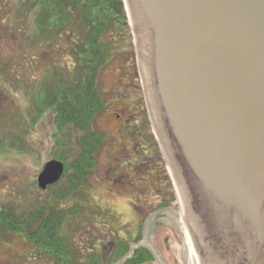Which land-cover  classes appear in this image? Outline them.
Returning <instances> with one entry per match:
<instances>
[{
    "label": "water",
    "instance_id": "water-1",
    "mask_svg": "<svg viewBox=\"0 0 264 264\" xmlns=\"http://www.w3.org/2000/svg\"><path fill=\"white\" fill-rule=\"evenodd\" d=\"M152 133L179 198L198 264H264V0H122ZM64 175L46 163L45 191ZM174 227L155 211L149 236Z\"/></svg>",
    "mask_w": 264,
    "mask_h": 264
},
{
    "label": "rangeland",
    "instance_id": "rangeland-1",
    "mask_svg": "<svg viewBox=\"0 0 264 264\" xmlns=\"http://www.w3.org/2000/svg\"><path fill=\"white\" fill-rule=\"evenodd\" d=\"M27 1L0 0V207L14 206L17 214L37 211L51 199L53 193L41 191L36 179L43 166L56 161L62 151L55 146V140L67 139L64 135L55 137L51 110L38 116L35 94L49 70L54 78L70 83L79 80L84 71L68 56L69 48L83 30L75 28L72 36L61 34L51 41L54 47H47L46 41L33 43L36 11L27 7ZM127 24L128 29L121 30L123 35L117 37V46L111 48L113 54L98 76L99 91L107 108L95 118L94 127L105 135L107 144L83 190L90 204L62 225L63 236L86 264L88 257L100 250L103 262L122 264L111 263L114 250L107 251V243L117 239L131 241L140 235L137 236L139 225L142 236L137 246L130 243V251L140 247L151 254L145 247L144 226L155 211L174 212L191 241L170 178L171 190L166 188L167 171L147 115L128 18ZM114 29L120 32L119 28ZM80 134H71L72 152L77 149ZM13 138L17 149L11 148ZM137 162H142L138 169L134 167ZM66 186L62 183L59 188L65 191ZM172 191L175 201L170 196ZM74 202L66 200L61 208ZM91 215L98 219L89 220ZM149 236L166 264H186L182 239L174 227L161 224ZM187 247L191 259L188 241ZM192 248L196 256L193 245ZM35 253L20 233L0 231V264H56Z\"/></svg>",
    "mask_w": 264,
    "mask_h": 264
},
{
    "label": "trees",
    "instance_id": "trees-1",
    "mask_svg": "<svg viewBox=\"0 0 264 264\" xmlns=\"http://www.w3.org/2000/svg\"><path fill=\"white\" fill-rule=\"evenodd\" d=\"M26 5L36 11L33 27L35 44L46 41L47 47H54L51 41L60 38L61 34L72 36L75 28L83 30V35L78 36L69 48L68 56L78 69L84 71L79 80L70 83L61 77L54 78L49 70L47 79L45 76L39 86L34 98L38 116L51 110L55 137H67L55 140V146L62 149L55 159L64 165V175L57 184L45 190L53 195L37 211L17 214L14 206L0 207V231L4 234L20 233L36 250L38 255H35L49 262L86 264L76 255L72 243L63 236L62 225L90 204L83 190L98 166L99 153L107 144L105 135L94 127L95 118L107 108V102L99 91L98 76L113 54L111 48L117 46V37H122L121 30L128 29L125 7L122 0H28ZM114 28H119L120 32ZM73 131L81 134L76 140L77 149L72 152L70 138ZM13 141L14 138L11 148L17 149ZM159 157L166 167L162 157ZM141 164L137 162L134 167L138 169ZM166 176V188L171 190L167 172ZM62 183L67 184L65 191L59 188ZM170 196L175 201L173 191ZM66 200L75 202L70 207L61 208ZM97 219L98 216L89 217L91 221ZM137 236L130 238L129 242L128 239H117L107 243V251L114 250L110 256L111 263L148 264L154 261L148 250L136 247L130 251V243H139L142 236L140 225ZM93 253L88 257L87 264H107L100 259L103 250Z\"/></svg>",
    "mask_w": 264,
    "mask_h": 264
},
{
    "label": "bare ground",
    "instance_id": "bare-ground-1",
    "mask_svg": "<svg viewBox=\"0 0 264 264\" xmlns=\"http://www.w3.org/2000/svg\"><path fill=\"white\" fill-rule=\"evenodd\" d=\"M181 211V213H182V210H180ZM187 239V241H188V244H189V246H190V253H191V259H190V262L191 263H193V264H198L197 263V258H196V256L194 255V251H193V248H192V245H190L191 244V241L188 239V237L186 238Z\"/></svg>",
    "mask_w": 264,
    "mask_h": 264
},
{
    "label": "flooded vegetation",
    "instance_id": "flooded-vegetation-1",
    "mask_svg": "<svg viewBox=\"0 0 264 264\" xmlns=\"http://www.w3.org/2000/svg\"><path fill=\"white\" fill-rule=\"evenodd\" d=\"M151 255H152L153 259H154V262H155V261H156V262H159L158 258L156 257V255H154V253H151ZM159 264H160V263H159Z\"/></svg>",
    "mask_w": 264,
    "mask_h": 264
}]
</instances>
